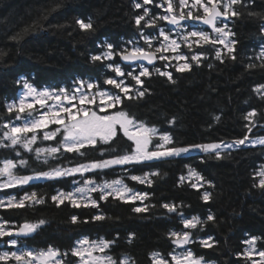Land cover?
I'll return each mask as SVG.
<instances>
[{"label":"trees","instance_id":"1","mask_svg":"<svg viewBox=\"0 0 264 264\" xmlns=\"http://www.w3.org/2000/svg\"><path fill=\"white\" fill-rule=\"evenodd\" d=\"M142 0H0V48L8 54L0 62V114L5 113V103L14 100L22 91L18 81L26 78L38 87H68L75 79L96 80L103 88V79L110 73H104L100 63L90 62V56L96 54V45L105 38L118 41L120 37L139 35L144 27L135 25V18L143 14L144 8H134V3ZM153 4L145 5L152 15L164 14L162 8ZM56 5L59 7L52 11ZM243 15L233 18L229 25L235 33L237 60L225 59L220 63L211 55L210 47L195 48L197 52L210 53L209 58L201 62V66L193 64L191 71L178 73L173 67L175 83L166 77L153 75L143 77L144 88L148 89L143 98L124 106V110L136 120L154 126L161 133H170L176 146L191 144L232 142L243 138L264 137V99L254 89L264 85V67L255 59L264 44V0H254L249 7L236 6ZM259 13L250 16L248 12ZM47 13V18L44 16ZM91 19L95 31L85 34L78 29L75 20ZM37 22H39L37 24ZM195 24V23H193ZM35 25L20 43L11 37L24 28ZM59 25H67L59 27ZM196 25V24H195ZM169 26L158 22V27ZM187 26V25H186ZM199 26V25H196ZM199 28L204 29L199 26ZM158 28L145 29V35L155 34ZM207 30V29H205ZM208 31V30H207ZM187 51L186 49H182ZM191 55V53H188ZM173 64L176 62L173 61ZM249 63L257 65L248 69ZM162 67L163 63H159ZM209 64L213 66L208 67ZM255 111L254 122L249 134L245 125L247 113ZM216 116L220 119L217 121ZM4 118L10 119L6 114ZM175 118V124L170 121ZM59 137H57V141ZM157 141H153L155 144ZM56 141L44 142V145L55 144ZM126 138L122 135L110 145L103 146L116 151H108L103 157L97 150L86 149L84 157L75 154H64L60 160L49 161L47 165L35 160L33 154L25 153L28 159L27 168H18L20 174H32L33 171H46L55 165L74 166L81 162L110 158L123 154ZM36 146H40L39 142ZM99 147V146H98ZM231 155L224 158L205 156L203 153L191 154V157L162 159L143 165L125 166L130 169L128 175H143L145 172L157 171L159 175L151 176L153 181L149 187L127 180L136 191L149 193L144 204L155 205L146 213H135L131 209L140 206V202L122 203L113 198L100 202V209L72 208L69 204L57 207L51 196L57 190L70 191L73 177L37 182L23 188L0 191V196L11 194L20 197L25 192L37 191L45 198V204L22 210H0V216L17 225L27 221L44 219L47 223L27 241L32 248H46L49 245L58 249L70 250L74 242L82 237L97 239L103 237L116 241L111 253L119 260L128 256L129 264H153L151 254L158 252L170 260V253L181 251L169 238L171 231H192L193 239L213 238L212 248H204L199 243L186 247L193 250L197 257L202 256L210 264H251L242 255L247 247L243 241L251 237H260L257 249L264 250V189L254 187L258 183L257 175L264 166V146L244 147L238 150L229 149ZM18 159L11 149H0V160ZM69 161H72L70 164ZM185 165H191L205 181L214 187L204 184L197 191L181 176L188 175ZM116 170H106L105 179L117 178ZM89 176H97L89 173ZM79 177H75L78 179ZM212 193L210 202H204L203 192ZM99 194H96V198ZM177 205V212L168 213L162 204ZM102 211L109 219L92 222L91 216ZM182 212L185 218L198 216L206 221L207 215H214V221H207L195 230L184 229L181 223ZM89 223H70L72 215ZM130 234L134 236L130 237ZM131 238V243L129 239ZM8 239V238H5ZM0 250L6 249L0 241ZM76 257L69 255L68 264H74Z\"/></svg>","mask_w":264,"mask_h":264},{"label":"snow or ice","instance_id":"2","mask_svg":"<svg viewBox=\"0 0 264 264\" xmlns=\"http://www.w3.org/2000/svg\"><path fill=\"white\" fill-rule=\"evenodd\" d=\"M254 0H157L156 7L162 8L164 14L152 15L145 5L153 4V0H142V3H134V8H144L143 14L135 18V25L139 28L141 22L144 27L139 30L140 39H132L126 42L131 47L121 46L117 48L112 43L103 44L104 49L99 54L90 56V62H99L105 69L114 73V76L105 77L103 84L111 88H103L96 80L75 79L68 87H38L21 78L18 83L22 88L17 97L11 102H6L5 113L0 114V149H11L18 158L0 160V191L24 186L37 182L55 181L73 177L70 191L57 190L51 196V201L60 207L65 203L72 208H94L100 209V202H107L111 197L122 203L135 204V213H146L155 205L144 204L149 198V193L136 191L125 183V179L135 181L139 184H146L149 187L153 181L151 176H157V171L145 172L143 175H128L130 169L125 166H136L169 158L191 157L192 152L199 151L205 156H214L216 159L224 158L225 153L231 155L229 149L238 150L240 146L255 147L264 146V137L249 139L245 134L243 138L235 139L232 142H212L191 144L187 146H176L170 133H161L154 126H148L124 110L125 100L132 101L143 98L148 91L144 88L143 77L150 78L147 65H155L157 61H165L164 68L173 67L176 72L184 73L191 71L195 62L201 66V62L209 58L208 52H197L195 48L210 47L211 55L216 61L224 63L225 59L237 60L235 33L232 31L229 22L233 18H239L243 14L236 10V6L249 7ZM59 5L52 8L55 11ZM250 16H258L259 13L248 12ZM44 18H47V13ZM264 19V17H262ZM158 22H164L169 27H158ZM39 22H37L38 24ZM187 23H199L207 26L211 32L205 29H189ZM75 24L85 34H92L95 31L94 24L89 19L77 18ZM67 25H59L63 28ZM35 25L24 28L21 32L15 33L11 40L20 43L24 36L31 31ZM158 28L155 34L145 35V29ZM264 35V28L261 29ZM186 49L187 51H183ZM188 53H191L189 55ZM7 52L0 48V62L7 56ZM119 57L120 63H111ZM264 61V44L261 45L259 55L255 57ZM176 63L173 64L172 62ZM107 62V63H106ZM213 65L209 64L211 68ZM264 67V63L259 65ZM248 69L257 67L255 63H249ZM153 71L166 77L171 83L176 81L170 71H162L161 67H154ZM122 78V79H121ZM130 78L133 84L126 81ZM113 89L115 91H113ZM258 94L264 92V85L254 89ZM264 99V95H261ZM5 114L10 119H5ZM255 111L247 113L245 119L249 124L245 125L248 133L252 132L254 122L252 117L256 116ZM215 119L218 121L219 116ZM175 124V118L170 121ZM118 135H122L131 142L129 150L123 154L81 162L74 166L55 165L46 171H33L32 174H20L18 168H27L28 159L24 158L21 149L25 153L33 154L35 160L47 165L49 161L60 160L64 154H75L79 157L87 155L86 149L97 150L103 157L106 152H115L116 149H108L103 146L110 145ZM57 137L59 140L57 141ZM157 141L155 144L153 141ZM56 141V143L44 145V142ZM40 146H36L37 144ZM99 146V147H98ZM71 164L72 161H69ZM188 175L181 176V182L188 180L190 186L197 191L204 184L214 187L209 181L196 171L191 165H185ZM116 170L117 178L105 179L103 174L106 170ZM89 173H96L97 176H89ZM259 180L254 187L264 189V166L257 173ZM75 177H79L75 179ZM98 193L97 198L93 194ZM212 193L205 190L202 194L204 202H210ZM45 198L38 195L37 191L25 192L19 199L17 195L11 194L0 196V210H22L34 208L45 204ZM162 207L168 213L177 212V205L164 203ZM181 223L184 229L195 230L207 221H214L211 213L207 215L206 221L198 216L185 218L182 212ZM109 219L102 211H97L91 216L92 222ZM88 219L81 220L78 215L70 217V223H89ZM47 223L44 219L34 222L25 220L17 225L5 220L0 216V241H3L6 249L0 250V264H68L69 255L76 257L74 264H129V257L122 256L117 259L111 249L116 241L107 240L103 237L90 239L82 237L74 242L70 250L58 249L49 245L46 248H32L27 241L34 238L35 234ZM134 234H130V237ZM8 238V239H5ZM169 238L176 248L184 249L170 253V260L162 254L154 252L151 254L153 264H205L202 256L197 257L193 250L186 247L193 243H199L204 248L215 246L213 238L193 239L192 231H171ZM260 237H251L243 243L247 245L242 257L251 261V264H264V250L257 249V241ZM131 243V238L128 241ZM259 257L255 259L254 257Z\"/></svg>","mask_w":264,"mask_h":264},{"label":"flooded vegetation","instance_id":"3","mask_svg":"<svg viewBox=\"0 0 264 264\" xmlns=\"http://www.w3.org/2000/svg\"><path fill=\"white\" fill-rule=\"evenodd\" d=\"M189 24H190V23H187L186 25H189ZM204 29H206V28H204ZM132 39L139 40L140 44L143 45V40L140 39V36H139V35L127 36V37H120L119 39H117L118 41H110V39L105 38V39H103V40L101 41V44H97V45H96V49H97L96 54H99L101 51L104 50L101 46H102L103 44H105V42H107V43H112V44H113L114 46H116L117 48H119V47H121V46L131 47V45H127L126 42L129 41V40H132ZM160 62L163 63V64L166 63L165 61H159V60H158V61H157V64H156L155 66H153V67H149L150 72H152V75H151V76H153V75H157V74L153 71V69H154V67H160V66H159V65H160L159 63H160ZM98 63H99V62H98ZM106 63H107V62H106ZM111 63H120L122 66H125V65L123 64V62L120 61L119 57H117L116 60H115V61H112ZM100 65H101V64H100ZM101 67H102L104 73H110L109 75L114 76V73H112L111 71L105 69L103 65H101ZM125 67H126V66H125ZM169 69H170V67H168V68L161 67V70H162V71H169ZM121 79H122V78H121ZM142 79H143V78H142ZM126 82H127L128 84H133V83H134V81H132L130 78H128ZM110 88H111V86H109V89H110ZM113 91H115V90L113 89ZM136 101H137V100H132V101L125 100L123 107H124V106H131V103H132V102H136ZM137 121H139V120H137ZM120 136H121V135H118L117 138H119ZM117 138H116V139H117ZM116 139H115V140H116ZM130 143H131V142L127 141V139H126V143H125L124 148H123L122 150H124V151H128V150H129Z\"/></svg>","mask_w":264,"mask_h":264},{"label":"rangeland","instance_id":"4","mask_svg":"<svg viewBox=\"0 0 264 264\" xmlns=\"http://www.w3.org/2000/svg\"><path fill=\"white\" fill-rule=\"evenodd\" d=\"M187 27H189V29L191 30V29H201V28H199V26H196L195 24H193V23H190L189 25H187ZM197 153H201V152H199V151H194V152H192V154H197ZM125 183H127L128 184V182H127V180H125ZM129 185V184H128ZM129 187H131L130 185H129ZM132 188V187H131ZM135 190V189H134ZM96 194H98V193H96ZM96 194H93V198H96ZM22 196V195H21ZM20 196V197H21ZM6 197V196H5ZM20 197H17L18 199L20 198ZM137 202H139V201H137ZM184 249H182L181 251H183ZM177 252H180V251H177ZM255 259H259V257L257 256V257H254ZM205 264H210V263H208V262H205Z\"/></svg>","mask_w":264,"mask_h":264},{"label":"water","instance_id":"5","mask_svg":"<svg viewBox=\"0 0 264 264\" xmlns=\"http://www.w3.org/2000/svg\"><path fill=\"white\" fill-rule=\"evenodd\" d=\"M197 25H200V26H202V27H204V28H206L209 32H211V30L210 29H208L207 28V26H204V25H202V24H199V23H196ZM157 64V63H156ZM155 64V65H156ZM155 65H147L148 67H153V66H155Z\"/></svg>","mask_w":264,"mask_h":264}]
</instances>
